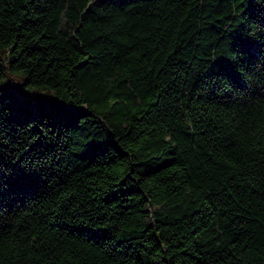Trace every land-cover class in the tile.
<instances>
[{
	"label": "trees",
	"instance_id": "1",
	"mask_svg": "<svg viewBox=\"0 0 264 264\" xmlns=\"http://www.w3.org/2000/svg\"><path fill=\"white\" fill-rule=\"evenodd\" d=\"M0 264H264V0H0Z\"/></svg>",
	"mask_w": 264,
	"mask_h": 264
},
{
	"label": "rangeland",
	"instance_id": "2",
	"mask_svg": "<svg viewBox=\"0 0 264 264\" xmlns=\"http://www.w3.org/2000/svg\"><path fill=\"white\" fill-rule=\"evenodd\" d=\"M14 88V87H13ZM43 93V92H42ZM42 93L38 92L36 94V97H33L31 100H30V106H33L35 105L36 107H39L40 104L42 103L43 99H42ZM18 94H29L27 91H23V93H19V88H14L13 92H12V96H13V99L14 101H16L17 99V95Z\"/></svg>",
	"mask_w": 264,
	"mask_h": 264
}]
</instances>
